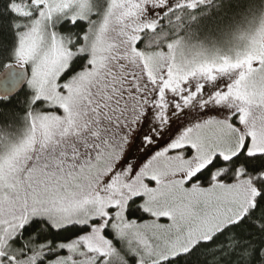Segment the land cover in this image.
Instances as JSON below:
<instances>
[{"label":"snow or ice","instance_id":"obj_1","mask_svg":"<svg viewBox=\"0 0 264 264\" xmlns=\"http://www.w3.org/2000/svg\"><path fill=\"white\" fill-rule=\"evenodd\" d=\"M0 264H264V0H0Z\"/></svg>","mask_w":264,"mask_h":264}]
</instances>
